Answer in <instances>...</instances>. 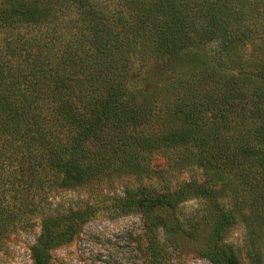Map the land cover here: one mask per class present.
<instances>
[{
    "label": "trees",
    "instance_id": "16d2710c",
    "mask_svg": "<svg viewBox=\"0 0 264 264\" xmlns=\"http://www.w3.org/2000/svg\"><path fill=\"white\" fill-rule=\"evenodd\" d=\"M107 208L150 264H264V0H0V251L38 227L49 264Z\"/></svg>",
    "mask_w": 264,
    "mask_h": 264
},
{
    "label": "rangeland",
    "instance_id": "374dc122",
    "mask_svg": "<svg viewBox=\"0 0 264 264\" xmlns=\"http://www.w3.org/2000/svg\"><path fill=\"white\" fill-rule=\"evenodd\" d=\"M123 183L114 185L116 193ZM104 204L108 205L113 193L101 192ZM81 197L86 198L85 191L62 193L61 202L73 203ZM66 204V203H65ZM101 206V205H100ZM199 206L197 201L187 204V209ZM102 207V206H101ZM102 209V208H101ZM113 208L100 210L88 223L84 224L77 236L70 242L63 243L49 252V264H150L149 240L145 232V223L139 213L132 212L112 218L107 212ZM38 233V227L31 231H19L5 239L0 251V264H33L29 246ZM242 230L234 229L229 238L240 255V261H247L240 247ZM264 257V241H262ZM156 251H159L161 264H210L193 251L189 244L173 247L163 238H158Z\"/></svg>",
    "mask_w": 264,
    "mask_h": 264
}]
</instances>
